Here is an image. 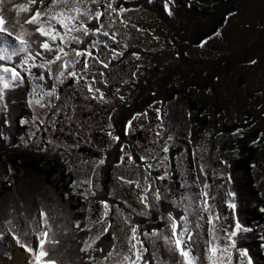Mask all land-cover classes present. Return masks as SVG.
<instances>
[{"label":"rangeland","instance_id":"374dc122","mask_svg":"<svg viewBox=\"0 0 264 264\" xmlns=\"http://www.w3.org/2000/svg\"><path fill=\"white\" fill-rule=\"evenodd\" d=\"M134 2V5L137 4L142 7L140 0ZM154 4L155 3H151L148 8L154 9L156 7L160 12V8ZM91 6V4L88 5V7L92 9ZM233 7L234 10L230 13L236 14L232 16L228 15L225 25L219 29L221 35L213 36L204 47H199L200 44H194L198 34L202 33V26L201 28L199 26L200 21H189L186 18V15H184V20L178 18L173 19L176 20L177 24L172 26L171 23H161L160 20L141 11H127L120 17L115 16V14H113L111 18L105 16L102 21L104 24L103 31H109L110 33L118 32L116 40L120 43L119 45L113 44L112 40L104 37L102 33L95 36L96 41L107 42L114 48L119 47L122 49L121 51L124 55L118 60L113 61L108 69H103L102 66L93 63L92 72L100 70L106 73L105 77H98V79L108 80V87H105L104 84L99 87L105 93L106 99L108 100L107 105L114 104V102L115 104H124L126 109L130 108L129 112L133 109H137V107H133V105H142L139 103L140 99L137 98V95L134 94L136 99L135 97L134 99L132 98L133 91H135L136 94L138 93L136 89L134 90L135 84H138L137 88H140L141 80L148 79L147 73H151V69L154 70L155 65L157 66L158 64H161L162 67H165L169 65V63L170 65L173 64L172 67H170L174 68L172 71L178 70L179 75L176 74L177 76L174 78L179 85V90L187 88V92L190 94V99H192V101L193 99L195 102L204 101L207 108H209L208 113H211V110H216L214 108L217 107L221 109L220 115L222 116V119L219 120L220 125L214 126L217 129L220 128L222 124L227 125L237 122L239 119H243L244 112L249 111L251 114L250 119L253 122L254 128H259L261 130L260 140L258 141L260 150L255 174L257 186L263 196L262 199L264 200V116L262 114L264 112V51L261 52L264 49L261 44V42H264V0H237L236 3L233 4ZM92 11L95 12L96 9H92ZM180 17L183 18L182 15ZM121 19L127 21V26L120 23ZM112 20H114L115 23L113 24V27L109 29L108 24ZM97 22L98 27H100L101 22ZM205 25H203V28ZM136 28H139L142 31L138 32L136 31ZM16 32L22 33L19 29H17ZM153 35L156 39L153 38ZM149 38L152 40L154 39L153 41L156 42V44L152 42L150 44ZM261 39L263 41H261ZM125 45H128V47H125ZM97 47L101 49L100 52H97V49L94 48L97 55H100L101 58L105 60L111 58V52L104 48L103 43L98 44ZM133 52L138 53L140 59H136V57L133 56ZM178 52L183 53V55L181 57L180 55L177 56L176 53ZM231 53L233 56L230 61H228L229 66L223 67L221 64H218L220 61L218 59L219 55L226 56V54L230 55ZM236 54L237 56L240 54L239 57L234 56ZM252 54H254V58L251 60L247 59ZM233 57L235 58L233 59ZM86 58L87 57H85V59ZM198 61L205 63L203 68L199 71L196 70L192 64L197 63ZM251 61H255V63H251ZM148 65H151L152 67L149 69L147 68ZM173 66H176L177 68ZM53 67L55 68L56 66ZM219 67L221 68L219 69ZM141 70L144 72L141 73ZM76 71L79 73V65H77ZM43 72L44 69L40 70V73ZM134 72L137 74L136 76L132 75ZM32 78L33 76L27 74V77L25 78L26 83ZM201 79L205 85L202 90L198 86H195L197 80L200 81ZM68 80V78H65L63 83L57 81V88L59 89L61 96L59 101L53 99V103L56 104V107L60 108L63 103L67 104L66 96H68V100L73 96L78 98V101L75 103L79 106V109L75 112L67 109V111H69L68 125L70 124L73 128L78 127L80 122H83L81 129H71L69 131L71 134L69 133L67 138L64 139V136H61L63 133L61 127L59 128L55 123H52L53 118L50 113L52 108L49 111L47 106L41 108L39 105L33 103V108L35 109L37 116L35 115V120L32 118L34 123L31 126L33 128L32 134L28 135L26 139L29 141H26L24 145L23 136L15 135L14 132L6 129L4 134L0 136V142H4L9 148H14L20 144L22 147L28 146V148L40 151L44 149L42 152H46L47 150L53 152L61 150L65 151V149L70 150L71 141L73 142L75 139H78L80 134L79 132H76L77 129L82 135L87 132L90 136H98L100 139L104 138L107 140L106 143H101L100 141L98 144L100 153L104 146H99H106V152L108 154L107 158L104 157L106 164L104 163L103 165L96 166L98 159L93 161L95 157L92 156L95 155V152L98 153L99 151L96 147H94L93 150L89 149V147L92 146L89 142H84L86 145L83 147L85 150L82 153L87 156L82 155L83 158L76 161L74 166L70 164L74 162L70 161L69 163L71 172H76L73 176L77 191L85 192L88 190V183L82 182L91 181L94 185L93 189L96 193V198H94L92 202L90 201V203L98 205L100 211L96 210L97 206H92L88 214L91 231L90 238H94L102 231L103 227L107 226L106 224L98 222L104 210L103 205L99 203L101 199L107 200L110 203L111 213H115L117 206H119L125 215H129V218L133 223H138L140 220L146 222L148 218H151L152 212L159 215L160 208L164 209V207H166L168 211H172L173 208L170 204L172 198L179 199L182 193H198L200 191L199 188L195 187L187 189H182L180 187L184 181L191 183V181L196 178V166L200 164H203L204 171L207 173L210 192L212 195L216 196V200L214 202L210 201V203H214L216 206L213 209V214L218 212L220 216V220L216 222L217 226H223L229 230L235 227L233 210L225 203V200L231 199L226 194L229 190L232 191L233 188L227 178V174L230 171H227L228 167L225 163H222L223 160L221 159L226 158V155L228 154L223 153L221 155V153L218 152L217 147L215 150H211V146H214V143H218L216 140H198L197 143L200 144L202 148L198 152V157H195V165H193V152L197 155V149L195 143L189 141H191L190 139L194 131V120L191 112L187 109L184 98H178L176 101L168 103L166 107L157 103L159 101H153L157 104L156 106L154 103L148 102L149 104L145 107L143 112H141L146 113V115L137 116V118L133 120L131 128L128 127L127 122L130 120V117L138 114L136 113L138 112L136 110H133V114L130 116L124 115L120 117V119L116 120V123H110L112 127L109 129V123L104 118L105 116L103 114H105V111H103L102 108H100L99 113L101 115L100 120L97 119L94 121V118L90 116L91 114L95 115L94 110L96 105L99 106L98 103L103 107L102 103H96L97 101L95 100L86 99L85 94L87 89L84 85L78 86L76 82H74L72 83V86L67 87L66 83ZM166 80L167 75L160 78V81L165 82ZM43 81L44 80H36L33 82H39L40 86H42ZM123 81H127V83H123ZM81 84H83V82ZM98 85L99 83L95 86L98 87ZM21 86L16 89L8 90L6 94L8 96L10 94L16 96L15 94L17 92L21 94ZM117 88L120 89V93L114 95L116 94ZM119 95L124 96L125 99L123 101L120 99L117 101L116 97L118 98ZM140 98L144 99L142 94ZM47 100L48 98L46 97L44 101ZM154 100L159 99L155 98ZM44 101H42V103ZM159 105L163 108L160 109ZM156 109H160V114L163 117V125L159 128L158 125H160V121L157 119ZM81 111H83L82 114ZM122 113L126 114L128 112L123 109ZM56 117L58 116L56 115ZM41 121H43V123H41ZM39 125L42 126V129L38 127ZM115 125L118 129L114 128ZM121 126H124L122 130L120 128ZM108 131H111L113 135L120 137L119 141L111 140L107 135ZM157 131H162L160 137H156L155 134ZM169 135L172 136L171 140L168 139ZM209 142L212 143L210 146L208 144ZM108 145L110 147H108ZM165 145L169 148L167 153L162 152V148ZM217 146L219 145L217 144ZM121 147L124 148L125 152L132 153L137 163L128 164L125 162L122 165L119 164L118 160H120V156L123 155ZM203 147L206 148L207 151L203 149ZM141 156H145L148 159L144 162H140ZM154 157L159 158L160 160H163L164 157H168L164 166L153 167L152 169H148V171L151 172L153 176H156L163 174L165 168L167 169L168 178L157 183H159L161 190L165 191V193L171 188V195L168 201L156 205L151 210L150 215H131L129 206L137 210L142 209L136 195H134V192L136 191L135 185L131 186L133 191H129V186L122 185V182L117 181L116 178L117 176H123L130 180H140L143 184V177L146 175V166L148 164H157V159H154ZM112 164L114 165V168ZM94 167L95 175H93ZM112 168L113 171L110 172L109 170ZM101 171H104L103 174ZM109 172L110 183L106 184V174ZM200 180L201 182L205 180L203 174L200 175ZM176 182H178V185H175ZM46 190L49 191L47 187ZM6 198L7 196H5L2 201H6ZM125 201L127 203H125ZM9 202L10 201L7 200L4 205L7 204L8 206ZM152 202L153 204L156 203L154 197ZM236 202L239 207L238 195L234 200V203ZM236 210L237 207L235 211ZM175 211L179 212L180 210L176 209ZM204 216V222H206L207 213H205ZM239 221L243 225L241 220ZM112 222L114 226L111 229V232H114L118 237L115 241L116 250L121 253L127 252L128 245L126 237L130 235L129 226L125 225L123 219L116 215H113ZM204 222L203 227L206 234L208 225H206L207 222L206 224ZM143 225L140 226V231H142ZM23 227L21 229H23ZM12 231L16 232L17 228ZM8 235H10L9 231H7L5 236ZM218 235L223 237L224 233L219 232ZM238 235L242 236L244 233L241 232ZM110 236L112 239L111 234ZM7 240L9 242L7 245L10 248V251H8V249L4 250L0 248V264H28V261L31 258L30 254H24V252L20 251L10 236L7 237ZM220 243L221 245H224L228 243V241L221 239ZM36 244L37 241H34V250L38 251V245ZM158 244L161 248L163 258L167 260L168 253L163 249V242L158 241ZM237 245L238 247L244 246L240 245L238 242ZM149 250H151L150 246ZM232 256L233 264H239V253H234ZM146 258L149 259L148 256ZM115 259V257L110 258L105 264H115ZM245 264H247L246 260Z\"/></svg>","mask_w":264,"mask_h":264},{"label":"trees","instance_id":"16d2710c","mask_svg":"<svg viewBox=\"0 0 264 264\" xmlns=\"http://www.w3.org/2000/svg\"><path fill=\"white\" fill-rule=\"evenodd\" d=\"M134 1L137 0H116L117 5H122L123 7L127 8L128 11L144 12L151 15L153 18L160 20L161 23H171V26L177 24L176 20L173 19L178 18L180 20H184V15L187 16L186 18L189 21H200L199 26L200 28L202 26V33L198 34L194 42L195 45H198L202 40L208 37H213L214 33L219 31V29L225 25L229 13L234 10L233 4H235L237 0H176L174 5L175 11L172 17H169L163 13L160 0H154L153 2L160 8V12L156 7L154 9H149L148 6L151 3H148V0H140L142 7L137 4L134 5ZM16 2L26 3L27 0H16ZM91 7L92 9H96L94 5ZM4 15L5 19L7 20L8 14L4 13ZM26 15L27 14L23 13L19 14V18H21V24L16 26L15 31L19 29L22 32L27 30L34 33V27L23 24L22 17ZM181 15L183 18L180 17ZM17 18V14L15 12L12 13V19L16 20ZM97 24L98 22L96 21V27H98ZM21 25L23 26L21 27ZM203 25H205L204 28ZM38 35V33H34L31 39L35 40ZM43 39L44 38H40L41 42ZM153 40L149 38V43L151 44L152 42L156 44V42ZM263 40L261 39V41ZM93 41H96L95 36L91 37V39L88 40V43L84 44L82 47L88 51H91L94 55H97L95 49L91 47ZM261 44L264 47V42H261ZM73 47L80 48L81 45H73ZM115 48L117 51L122 50L119 47ZM33 49H38V45L33 43L29 46V51L34 56L35 51H33ZM39 50L43 51L42 49ZM263 51L264 49L261 52ZM176 55H180L181 57L183 53L178 52ZM239 55L240 54L237 56L236 54L234 56L239 57ZM253 55L254 54H252L250 57L248 56L249 58L247 59H253ZM232 56V53L230 55L226 54V56L219 55L218 59L220 61L218 64H221L223 67L229 66L228 61H230ZM234 58L235 57H233V59ZM16 59L18 62L19 58ZM40 62V59L37 58L36 63L39 64ZM192 64L193 67L198 71L201 70L205 65V63L202 61ZM169 65L165 67H162L161 64H158L157 66L155 65V69H151V73H147L148 79L141 80L142 82L140 83V88H137L138 84H135L134 90L136 89L138 93L136 94V92L133 91L132 98L134 99L135 95H137V98L140 99L139 103L142 105H133V107H137V109L133 110L138 111L136 113H141L149 103H154L153 101H159L157 103L166 107L168 103H172L178 98H184L187 109H189L191 112L194 120V131L190 140L191 142L195 143L197 149L196 157H198V152L202 148V146H200L197 141H205L208 139L212 141L216 140V142L218 141V143H214V146H211L212 151L217 147L218 152H220L221 155L223 153L228 154L226 155V158L221 159L226 162L225 164L228 167L227 171H230L227 174V178H229V176L231 177V182L229 183L232 184V191L238 195L239 207L236 202L237 210L235 211V215L239 220H241L244 226L252 229L251 232L244 233L242 236L238 235L237 238L240 239L236 240L240 245H244V248L249 249V254L253 258L254 264H264V249L260 247V245L264 243V240H261V236H264V212L260 211L261 208H264V200L262 199L263 196L261 195V192L257 186L255 174V168L260 150L258 141L260 140L261 130L259 128H254L253 122L250 119L251 114L249 111H245L244 118L239 119L237 122L227 125L222 124L218 129L214 127L220 125L219 120L222 119V116L220 115L221 109L217 107L214 108L216 110H211V113H208L209 108H207V105H205L204 101L195 102L193 99V102L192 99H190V94L187 92V88L179 90V85L175 81L176 76L179 75L178 70L176 69L177 71H172L174 68L170 67H172L173 64L170 66ZM81 67L82 64L79 65V68ZM151 67V65H148L147 68L150 69ZM173 67L177 68L176 66ZM220 68L221 67H219V69ZM40 70H42V68H32V73L40 74ZM143 72L144 71L141 70V73ZM24 75L26 78L27 74ZM164 75H167V80L165 82L160 81V78H163ZM68 79L69 80L66 83L67 87L72 86V83L75 82V80L72 78ZM89 79H91V75H89ZM33 81L35 82L36 79L32 78L28 80L27 83L25 81V83L21 86V94H19V92L15 94L16 96H12L11 94L8 96L6 94L11 111L7 114L0 113V116L7 115L9 119V123L7 124V126H9L8 129L14 132L15 135H21L24 137V145L26 141H29L26 140L27 136L32 134L33 128L31 126L34 124L32 118L35 115L37 116L35 109L33 107L29 108L27 106V100L39 98V95L34 98L29 95L34 89L37 93L41 92V87H38V85L40 86L39 82L34 83ZM51 85H55L56 92L60 97L61 94L57 88L56 80H50L46 78L42 83V86ZM102 85L103 83H99L98 87H101ZM80 86H83V84ZM195 86H198L201 90L205 87L202 79L200 81L197 80ZM141 94L144 99L140 98ZM155 98L159 100H154ZM13 99H15L17 103L12 104L11 101ZM116 99L118 101L119 97H116ZM66 100L67 104L63 103L62 105L64 108L62 106H60V108L57 107L59 111L55 114L53 108L50 112L53 118L52 123H55L59 128L61 127L63 130L61 136H64V139L67 138L69 133L71 134V132H69L71 129H81L83 123L80 122L78 127L73 128L70 124L68 125L69 111H67V109L75 112L77 109H79V106H77L75 103L78 101V98H75L74 96L69 100L68 96H66ZM107 104L108 102L102 103L103 107L99 103V106L96 105L94 110L95 115H90L92 118H94V121L97 119L100 120L101 118V115L99 114L100 108L105 111V114L103 115L109 124L116 123V120L120 119V117L124 115L130 116L133 114V110L129 112L130 108L126 109L124 104H115V102V105L113 103L111 105ZM154 104L155 106L157 105L156 103ZM162 108L163 107L160 106V109ZM123 109L128 113L123 114ZM50 110L51 108H49V111ZM82 113L83 111H81V114ZM262 114L264 116V112ZM56 115L58 117H56ZM21 119H24L26 123L22 125L20 123ZM39 128L42 129V126ZM114 128L118 129L116 125ZM120 128L122 130L124 126H121ZM76 132H79L80 134L78 139H75L73 142L71 141L70 150L65 149V151L61 150L53 152L51 150H47L46 152H42L44 149L40 151L28 148V146L22 147L20 144L14 148H9L4 144V142H0V232L6 233L13 225L11 230L17 228L16 234L20 236L21 240L28 242L33 247V239H37V237L35 233L31 232V229L28 228L27 225H29L31 221L37 217L38 211L43 208L51 218L50 223L52 225L53 231L56 234V238L60 241L59 244L46 243L44 245L45 250L49 251L52 258L56 259L59 264H101L103 261V256L106 255V252L112 250L111 244L113 241L110 234H107L106 236L102 237L101 241L97 242L99 247L105 249V253L103 254L99 251L94 252L90 250L88 253H82L79 251V249L84 246L83 241L89 240L90 238L91 231L88 220L90 209L92 206H97L96 210L100 211V209H98V205L90 203V201L92 202L94 198H96L95 196H89L88 199H85L84 196L80 195L81 191L76 190V185L74 183L75 179L73 176V174L76 172H71L69 163L70 161L74 162L70 163L74 166L76 161L83 158L82 155L84 154L82 153L85 150L83 147L86 145L84 142L91 143L92 146H90L89 149L93 150L94 147L98 149V144L100 141L101 143H106L107 140L104 138L100 139L98 136H96L97 138L95 136H90V134L87 132L86 134L82 135L78 129ZM208 144L210 146L212 143L209 142ZM217 144L219 146H217ZM101 146H104L101 149V153L98 149L99 152H95V155L92 156L95 157L93 161L97 159L99 160L101 158L104 159V157L107 158L108 154L106 152V146L100 145L99 147ZM108 147L110 146L108 145ZM203 149L207 151L206 148L203 147ZM118 161L120 164V160ZM112 166L114 168L113 164ZM113 168L109 171L112 172ZM103 172L104 171H101L102 174ZM110 172L106 174V184L110 183ZM175 185H178V182H176ZM46 187L49 191L46 190ZM93 188L91 191H94ZM65 194H67V197ZM5 196H7L6 201H10L8 206L7 204L4 205L6 201H2ZM163 210L165 214L168 212L166 207H164ZM151 215V218H148L146 222L143 220L138 222L140 226L144 224L141 232L145 230L150 232L153 228L162 227L161 221L159 220L160 212L159 215H156L155 212H152ZM8 220L13 222L11 226L5 223V221ZM77 220L81 221V225L85 228V231L79 232L75 228V222ZM204 223L206 224V222ZM22 227L23 229H21ZM26 230L30 233L28 236L23 235L24 231ZM93 247H96V245ZM201 247L203 248L204 245L201 244ZM0 248L4 250L8 249V251H10L7 243L3 240H0ZM21 250L26 252L22 247ZM234 253L238 252L233 250L232 254ZM89 256L93 257V259L90 260ZM153 264H155V261H153ZM205 264H207L206 261Z\"/></svg>","mask_w":264,"mask_h":264},{"label":"snow or ice","instance_id":"6c2138e0","mask_svg":"<svg viewBox=\"0 0 264 264\" xmlns=\"http://www.w3.org/2000/svg\"><path fill=\"white\" fill-rule=\"evenodd\" d=\"M154 0H148V3H153ZM162 4V11L169 17L174 15V5L176 0H160ZM94 5L96 11L93 12L88 5ZM128 9L122 5H117L116 0H27L26 3H17L16 0H0V36L6 37L0 39V113L7 114L11 111L9 107V101L7 100L6 93L10 89L19 88L25 81L24 73L29 76H33L36 80H56L63 83L65 78H72L75 80L78 86L83 85L86 87L87 92L85 94L86 99L95 100L100 103H107L105 93L95 85L103 83L105 87H108V80H100L98 77H105L104 71L97 70L92 72L93 63L102 66L103 69H108L113 61L118 60L124 55L122 51H117L116 48L109 45L104 41H93L91 47L96 48L97 52L101 49L97 47L98 44L103 43L105 49L111 52V58L105 60L100 55H94L91 51L83 48L84 44L88 43L91 37L101 34L104 37L112 40L113 44L119 45V41L116 40L118 32L103 31L104 24L103 18L105 16L111 18L113 14L120 17ZM17 14V19H12V13ZM4 13L8 14V19H5ZM27 14L22 17L23 24H27L30 27H34V33H38V37L33 40V32L25 30L22 33L15 31L16 26L21 24V18L19 14ZM236 13H229V16L235 15ZM100 21V27L95 26V22ZM115 23L112 20L108 24V28L111 29ZM121 24L127 26V21L121 19ZM23 25H21L22 27ZM135 27V26H133ZM136 31H142L136 28ZM219 31L214 33V36H220ZM40 38H44L41 42ZM156 39V37H154ZM212 37H208L202 40L199 47H204ZM10 41H15L16 44ZM37 44L38 49H33L35 55L33 56L29 51L30 44ZM73 45H81L80 48L73 47ZM128 47V45H125ZM42 49L43 51H40ZM26 54V55H22ZM47 54V55H45ZM74 54V55H73ZM133 56L136 59H140L138 53L133 52ZM85 57H87L85 59ZM19 58L18 62L17 59ZM40 59V63H36V59ZM255 63V61H251ZM82 64L79 73L76 71L77 65ZM53 66H56L55 68ZM32 68H42L43 73L33 74ZM91 75V79H88ZM136 76L134 72L132 74ZM127 83V81H123ZM41 92L37 93L35 89L29 95L33 98L39 95L38 99H28L27 106L29 108L35 105H39L41 108L49 107L54 109V114L59 111L56 105L53 103V99L56 101L60 100L59 95L56 92L55 85L51 86H39ZM120 93V89H116V94ZM45 97L49 98L46 102ZM119 99L123 101L125 98L119 95ZM12 104L17 103L15 99L11 101ZM157 119L160 121L159 127L163 125V117L160 114V109H156ZM146 115V113H138L130 119L127 124L128 127H132V122L137 116ZM36 119V116H33ZM9 119L7 115L0 116V124L7 125ZM20 123L23 125L26 123L24 119H21ZM43 123V121H41ZM111 124L108 125L110 129ZM107 135L113 141H119L120 137L113 135L111 131L107 132ZM156 137L162 135V131L156 132ZM168 139L171 140L172 136L169 135ZM191 142V141H189ZM169 148L165 145L162 148V152L167 153ZM123 155L120 156V164L127 162L128 164L137 163L132 153L124 151L121 147ZM196 153L193 152V165H195ZM148 158L145 156L140 157V162L146 161ZM157 159V164H148L146 166V175L143 177V184L140 180H130L123 176H117V181L122 182V185L129 186V191H133L132 185H135L136 195L139 204L142 206L141 210L134 208L130 209L131 215H150L151 210L164 201H168L171 195V188L165 193L159 186V181H164L168 178V172L165 168L163 174L153 176L148 169L153 167H162L166 164L168 157H164L163 160ZM105 160L99 159L96 166L103 165ZM222 163H226L223 162ZM119 166V165H118ZM196 178L188 183L184 181L180 187L182 189L187 188H199L198 193H182L179 199L172 198L170 204L173 208L172 211L164 213L163 208H160L159 220L161 221L162 227L153 228L150 232L145 230L140 231V225L133 223L129 218V215H125L119 206H117L115 213H111V205L107 200L101 199L99 203L103 205V213L99 218V223L106 224L102 231L97 234L94 238L83 241V247L79 249L82 253H88L91 251H99L105 253V249L99 247L98 241L102 240L107 234L112 235V250L107 251L106 255L103 256L104 262L110 258H116L115 264H233L232 252L235 250L239 253V264H254V260L249 254V249L238 247L237 240L238 234L251 232L252 229L242 225L239 219L235 215V209L237 207L234 200L236 193L229 190L227 196L230 200H225L227 206L233 210V219L235 220V227L229 230L223 226H217V221L220 220L219 213L213 214L214 203L216 196L210 192V184L207 181V173L204 171L203 164L196 166ZM205 176V180L201 182L200 175ZM93 175H95V167L93 169ZM229 182L231 177L229 176ZM75 183V182H74ZM88 183V190L81 192L80 195L88 199L89 196H95V191H91L94 187L91 181L82 182ZM202 185V186H201ZM67 197V194H65ZM154 197L155 204L152 199ZM125 203H127L125 201ZM179 209L180 211H175ZM264 212V208L260 209ZM182 213V214H181ZM207 213V233L204 232L203 222L205 220L204 214ZM113 215L120 216L123 219V223L129 226L130 235L126 237L127 240V252L121 253L116 250L115 241L118 239L114 232H111L113 228L112 217ZM50 217L47 212L41 208L38 211V215L31 221L28 228L31 229L32 233L36 234L38 240L39 251H35L31 244L26 241H22L20 236L15 231L9 228L12 239L16 244L25 249L31 256L28 264H59V262L52 258L49 251L45 250L44 245L46 243L59 244L60 241L56 238V234L53 231L50 223ZM227 219V218H225ZM9 226L12 225V221H5ZM75 228L79 232L85 231L82 227L81 221L75 222ZM219 232H223L224 236L218 235ZM29 231H24L23 235L28 236ZM43 237V238H41ZM5 238V233L0 232V240ZM224 239L228 243L221 245L220 241ZM261 240H264V236H261ZM158 241L163 242V249L168 253V259L165 260L161 254V248ZM201 244L204 247H201ZM96 245V247H93ZM149 245L151 251H149ZM264 249V243L260 245ZM146 256L150 259H146ZM92 260L93 257L89 256Z\"/></svg>","mask_w":264,"mask_h":264},{"label":"bare ground","instance_id":"6f19581e","mask_svg":"<svg viewBox=\"0 0 264 264\" xmlns=\"http://www.w3.org/2000/svg\"><path fill=\"white\" fill-rule=\"evenodd\" d=\"M90 157V156H89Z\"/></svg>","mask_w":264,"mask_h":264}]
</instances>
